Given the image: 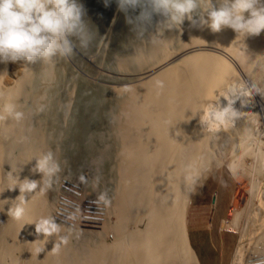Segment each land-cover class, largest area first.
Segmentation results:
<instances>
[{
    "label": "bare ground",
    "instance_id": "obj_1",
    "mask_svg": "<svg viewBox=\"0 0 264 264\" xmlns=\"http://www.w3.org/2000/svg\"><path fill=\"white\" fill-rule=\"evenodd\" d=\"M197 2L194 19L208 0ZM211 2L219 6L220 0ZM146 7L144 0L136 12L118 10L109 31L114 38L107 37L111 40L104 46L91 27L88 47H77L71 57L0 63V73L6 72L0 74V107L11 95L25 112L19 123L0 120V264H65L64 259L70 264H197L186 224L193 192L220 159H232L233 167L240 164L236 158L252 155L253 160L259 155L248 142L256 123L251 114H241L227 127L206 126L200 116L225 81L245 78L259 97L264 95V88L258 90L254 83L264 81V30L245 36L225 27L213 33L188 20L166 28L167 18L152 13L145 37L137 38L128 18ZM49 149L64 156L61 169L66 177L59 179L57 195V179L43 191L20 193L19 180H40L33 169L35 160ZM76 152L88 161L70 162L68 155ZM82 163L93 172L84 182L86 193L94 198L106 193L109 205L100 207L96 199L71 202L74 187H63L62 182L70 178L80 183L75 173ZM259 187L254 191L263 192ZM54 195L68 218L61 221L60 235L70 229L77 239L58 248L57 236L43 235L36 227L41 218L52 215ZM19 196L25 198L24 213L16 218L9 210L20 203ZM247 206L232 210V219L224 223L227 229L246 227L243 220L253 215L244 218ZM106 216L114 218H107V226L101 221ZM106 229L113 232L112 245L95 234ZM259 238L254 243L240 238L230 264H242L252 254L260 256L249 258L247 264H264V233ZM79 242L86 246L81 254L76 253Z\"/></svg>",
    "mask_w": 264,
    "mask_h": 264
},
{
    "label": "clouds",
    "instance_id": "obj_2",
    "mask_svg": "<svg viewBox=\"0 0 264 264\" xmlns=\"http://www.w3.org/2000/svg\"><path fill=\"white\" fill-rule=\"evenodd\" d=\"M104 2L107 6L111 0ZM116 3L120 11L126 12L136 8L141 0H116ZM146 4L147 7L139 15L128 18L137 38L145 37V24L152 13H160L167 18L166 28L188 20L192 24L198 22L201 26H207L213 33L225 27L245 36L259 34L264 30V0H220L219 6H214L208 0L207 6L195 19L193 13L198 9L197 0H146ZM246 12L249 13L247 17ZM84 15L85 10L80 0H0V63L21 60L28 63L53 62L54 58L71 57L77 47L87 48L92 35L83 19ZM152 37L156 39V36ZM157 84L163 86L161 81H157ZM251 95L249 85L225 81L224 89L219 94H213L211 102L203 106L200 119L206 126L227 127L241 115L234 105L240 101L244 107ZM0 120L17 123L25 120V112L11 95L0 107ZM33 169L40 174V180L28 177L17 180L20 193H31L37 188L43 191L52 186L61 172L57 152L52 149L43 152L35 160ZM79 179L86 182L83 175ZM17 198L20 203L9 211L12 216L20 218L24 213L21 205L25 198ZM98 200L105 205L110 203L107 194L103 192L99 194ZM36 227L43 235L57 236V248L60 244L69 243L71 230L67 229L64 235H60L64 226L54 216L41 218Z\"/></svg>",
    "mask_w": 264,
    "mask_h": 264
},
{
    "label": "rangeland",
    "instance_id": "obj_3",
    "mask_svg": "<svg viewBox=\"0 0 264 264\" xmlns=\"http://www.w3.org/2000/svg\"><path fill=\"white\" fill-rule=\"evenodd\" d=\"M80 3H82L84 10H85V15L83 19L87 22L89 28L93 27L92 32H94L96 36H99L101 40V45L102 46L106 45V41L111 40V39H108L107 37L114 38V35L111 34L109 31L113 27V20L115 17V13L119 10L117 8L116 0H111V2L107 6H105L104 0H80ZM143 3H144V0H141V4ZM138 6L134 9H128V12L131 10L133 12L138 11L139 10ZM120 12H125V11H120ZM133 12L130 14H133ZM90 17L93 18L94 22L90 20ZM149 22L150 20L147 23L149 24ZM239 67L240 69L242 67L243 69L241 70L247 73L245 68L242 66V64H240ZM244 79H241V82L244 81ZM257 82L258 81H254L258 90H260V88L261 89L264 88V81L258 82V83ZM244 83L247 85H250L251 92H253L251 97L247 99L248 102L250 101L249 103L247 102V104L250 106H247L246 104L244 107H242L241 103L238 104L239 101H237V103L234 106L241 112V114H251V116L253 117V121L256 122L255 128H254L255 131L253 130L254 136H252V139L249 140L248 142L251 143L250 144L251 150L252 151L254 150L252 153H255V156H256L258 154L260 155V151H261L262 156L260 157L258 155L254 157L253 155V158L255 160L259 157L258 158L259 160L257 159L256 161H254V159L252 160V158L249 159L250 157H252V155H249V157L241 156L239 158H236V161H238V163L240 164L238 165L236 163L238 166L235 164L233 167L230 166V162L233 161L232 159H228V158L220 159L221 163L218 166H216L217 169L214 168V170H212L209 173L210 175L208 174L209 176L206 177L207 179L202 181V185H200V187H197V189L193 192L194 196L192 195L191 197L192 198V200H190L191 205L189 204L187 215H186L187 216L186 224H187V232H188L187 234L188 243H189V246L192 245L194 251L196 252V255L198 258L197 264H230L231 258L234 255L233 253H235L236 251L235 248H237L238 245L240 244V243L238 244V242L240 241V238L243 239L247 237L249 238V241H251L250 239L252 238L253 240H255V241L252 240V243H254L260 240L259 234L261 232L264 233V221H263L264 219V157H263L264 156V118L262 117V115L264 116V95L262 96L261 94V97H259L258 94L255 92V89L253 88L254 86L251 85V83L248 84L247 81H244ZM262 93L264 94V90H262ZM254 132H256L257 135ZM259 138L261 140H259ZM68 141L69 139H66L64 141L65 146L69 145ZM253 142L256 144L253 145ZM102 143L104 144V142ZM107 143L108 142L106 141L105 145H108ZM76 146L78 147L79 150H81V143L76 144ZM257 147L259 148L257 149ZM69 150L71 151L72 149L70 148ZM77 155H78L77 152L74 154L70 153L68 155L70 162L76 163L75 160H77V162L78 161H82V162L88 161L87 159H83L82 157L77 156ZM58 157L60 159V162L62 163L63 162L62 158L64 156L61 155ZM69 160L67 159L64 161L65 165L69 164ZM225 160H226V163L224 162ZM94 162H100V160L95 159ZM245 164H247V166H251V168L250 167L249 168L252 171ZM254 166H256V168L258 167L257 169H259V166H260V169L255 171L254 169H252L254 168ZM239 167L243 168V170ZM245 170H247V172L249 170V172L248 173L246 172L245 174L244 172ZM250 172L251 174L249 175ZM241 174H243L244 177ZM75 175H76L75 179L77 178L79 181H80L79 177L81 175H83L86 178V181H88L93 177L92 167H90V165L88 164L86 165V163H82L78 167V172H76ZM62 177H66L64 169H61V172L56 180V189H55L56 195H57V190L59 189L60 183H61L59 182V179ZM67 180H65V182H62V186L63 187L64 186L74 187L72 193L77 194L76 196L72 194L71 192H69V194H71L69 196L71 198L73 196V198L71 199L72 203H74L75 201L77 202V199L79 200L78 204H81V201L83 200L92 201V203H95L93 202L94 199L98 200V198H94L91 195L86 193L84 182L80 181V183H78L75 180L70 179V178H67ZM253 181L254 182L257 181V182L254 183ZM251 182H253L254 184L253 183L251 184ZM260 182L263 184L262 186ZM255 184L259 185L260 187L259 186L254 187ZM107 185H110V183L107 182ZM251 185H253V187H250ZM258 187L260 188V191L262 190L263 192L254 191V190H259ZM251 188L253 189L252 190L253 192H251ZM257 192H258V195H255V193ZM74 196L76 198H74ZM249 196H253V197L257 196V197L250 198ZM62 197L63 196H60V198ZM193 198H194V201H193ZM55 200L56 198L54 195V200H53L54 208L52 209L51 211L52 215L50 214V216H54L57 222L61 224V221L68 219V218H67V214L64 208L61 205H59L57 201L55 203ZM98 201L99 202H96V203H98L100 207L101 206L103 207V205H105L102 201L100 200ZM249 202H251L252 205ZM245 204H247L248 206L249 205L251 206H249L248 208L249 210H247L248 206L246 207L244 218L247 219L249 216H251L252 214L253 215L249 217L247 220L245 219H244L245 221L243 220L244 223L247 222V225H245L247 228L245 227L244 229L240 231H243L245 234L247 232V234L244 236H240V234L242 235L243 232L235 231L234 229H230V228L227 229L226 224L224 223L232 219L234 210L243 208ZM246 211L249 214L250 213L252 214L249 215L247 214ZM88 212H91V210H88ZM107 216H110V214H108ZM107 216L105 217V219L104 218L101 219L102 222L103 220L105 221L106 226L110 219L111 221H114L113 217L109 218ZM261 222H263V224ZM261 225H263V227ZM106 230H107L106 233H95V234H100L101 235L100 237L102 238L103 242H105L106 245H109V244L112 245L113 242L111 241H113V234H112L113 232L109 229H106ZM76 240L77 239L75 237L70 236L69 243H71L72 241H76ZM81 245L82 244L79 242L78 247L76 249L77 254H81L82 253L81 250H83L84 252L86 250L85 248L86 246L83 245L82 246L83 248H82L80 247ZM254 256H260V255L259 254L248 255L244 258V260L242 261V264L245 261H247L249 258H252ZM63 263L70 264V261L68 259L67 260L64 259Z\"/></svg>",
    "mask_w": 264,
    "mask_h": 264
},
{
    "label": "built area",
    "instance_id": "obj_4",
    "mask_svg": "<svg viewBox=\"0 0 264 264\" xmlns=\"http://www.w3.org/2000/svg\"><path fill=\"white\" fill-rule=\"evenodd\" d=\"M243 264H247L246 261Z\"/></svg>",
    "mask_w": 264,
    "mask_h": 264
}]
</instances>
